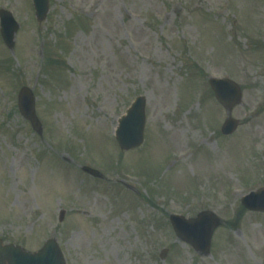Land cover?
<instances>
[{"label":"rangeland","instance_id":"rangeland-1","mask_svg":"<svg viewBox=\"0 0 264 264\" xmlns=\"http://www.w3.org/2000/svg\"><path fill=\"white\" fill-rule=\"evenodd\" d=\"M0 8L20 22L12 50L0 33L4 243L36 251L55 237L66 264H264V213L241 202L264 187V0H49L41 23L32 0ZM212 76L240 84L230 112ZM23 85L42 134L18 109ZM139 94L145 139L126 151L114 130ZM204 210L219 220L206 256L170 221Z\"/></svg>","mask_w":264,"mask_h":264},{"label":"water","instance_id":"water-1","mask_svg":"<svg viewBox=\"0 0 264 264\" xmlns=\"http://www.w3.org/2000/svg\"><path fill=\"white\" fill-rule=\"evenodd\" d=\"M38 20L45 18L48 11V0H35ZM3 19V36L9 46L13 45L14 32L17 24L12 18L1 12ZM211 84L216 91L218 99L228 108H231L241 99L240 89L236 83L229 79H212ZM20 110L30 119L34 127L40 130V123L35 114L34 96L32 91L24 87L19 97ZM145 100L139 97L128 114L120 119L117 138L123 148H132L143 140L145 124ZM238 123L228 118L223 126L225 133L234 131ZM94 174L97 171L84 168ZM243 203L250 209L264 211V188L254 191L243 198ZM173 224L179 236L189 241L195 248L206 254L209 252L212 233L219 220L211 211L201 212L197 219L186 220L184 217H172ZM0 264H65L62 252L55 239L48 240L37 252L26 251L20 246L12 244L2 245L0 240Z\"/></svg>","mask_w":264,"mask_h":264},{"label":"bare ground","instance_id":"bare-ground-1","mask_svg":"<svg viewBox=\"0 0 264 264\" xmlns=\"http://www.w3.org/2000/svg\"><path fill=\"white\" fill-rule=\"evenodd\" d=\"M163 99H164V101L165 100L166 101H169L170 100V89L168 87L165 88V95H164V98ZM179 136L180 135H179L178 132H175V134H172L171 135V142H172V144H173V146H174V148L176 150H178L181 147V145H180V143L178 141L179 140ZM197 166H198V168L200 170H204L205 169L204 164L202 162H198L197 163Z\"/></svg>","mask_w":264,"mask_h":264}]
</instances>
